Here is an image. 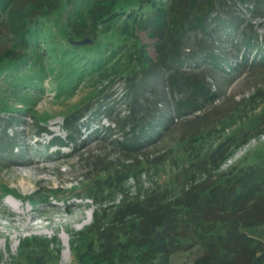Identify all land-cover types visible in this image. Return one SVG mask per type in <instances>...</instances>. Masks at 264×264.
<instances>
[{"label":"rangeland","instance_id":"rangeland-1","mask_svg":"<svg viewBox=\"0 0 264 264\" xmlns=\"http://www.w3.org/2000/svg\"><path fill=\"white\" fill-rule=\"evenodd\" d=\"M66 1L61 0L59 9L42 22L37 39L28 47L10 28L5 10L0 14V53L10 48L15 59L3 60L0 68V130L6 127L7 136L14 137L8 154L0 155V264H23L26 249L20 250L18 243L33 237L50 243L43 253L38 240L32 243L39 245L42 263L75 264L69 245L90 226L97 203L118 206L123 199L186 190L213 174L209 162L216 157L213 152L219 142H224L227 154L232 150L227 139L235 137L243 145L219 164L218 172L241 162L254 165L264 158V4L259 5V15L253 16L251 5L227 0L224 12L231 14L237 29L227 28L208 38L192 30L183 36L180 48L175 47L183 58L197 46L209 47L213 56L224 57L219 66L203 64L194 69V63L183 59L173 66L175 70L155 66L146 73L134 113L142 121L158 117L151 128L159 133H138L139 142L140 137L151 139L136 152L124 153L113 139L122 138L118 125L128 114L133 94L125 68L139 52L157 62L160 55L155 46L166 36L127 27L126 37L110 38L104 29L87 22L72 31L69 22L72 25L92 0ZM142 1L138 8L135 4L123 9L136 12L140 7L145 10L148 1L169 2ZM240 30H246L253 41L244 51L246 63L235 65L243 49L237 52L230 43ZM25 31L29 39L31 27ZM82 38L107 46L97 51L71 47ZM128 48L131 60L126 58ZM173 72L182 73L186 82L202 84L217 98L193 113L176 107L188 89L181 91L165 82ZM72 113L79 115L74 123L79 132L70 138L63 120ZM160 117L171 121L161 126ZM54 137L64 145H58ZM214 160L216 165L219 157ZM124 174L129 176L124 184L104 189ZM251 234L255 240H264V226ZM186 244L188 249L170 255L167 264H194L200 249Z\"/></svg>","mask_w":264,"mask_h":264},{"label":"trees","instance_id":"trees-1","mask_svg":"<svg viewBox=\"0 0 264 264\" xmlns=\"http://www.w3.org/2000/svg\"><path fill=\"white\" fill-rule=\"evenodd\" d=\"M141 1L116 0L110 4L106 0H92L84 12L77 14L72 25L70 22L68 24V28L74 31L77 25L87 22L104 29L110 34V38L113 35L126 37V30H129L127 27L143 28L154 34L159 31L160 35L167 38H161L155 46L160 55L157 62H153L144 52L136 53L131 60L128 53L132 49L122 51L126 52L127 60L132 61L125 68V75L133 94L130 96L128 114L118 125L122 138H115L113 142L124 153L136 152L151 139L140 137L142 141L139 142L138 133L148 130L154 134L159 133L151 128V123L157 122L158 117L142 121L134 113L136 103L140 100V86L147 81L146 73L151 72L155 66L175 70L173 66L180 64L183 59L187 63H194V69L203 64L219 66V60L224 57L213 56L209 47L197 46L184 58L175 47L180 48L183 36L192 30L206 33L208 38L224 29L233 28L236 24L231 14L224 12L227 0H168L167 5H156L148 1L145 10L140 7L136 12L124 11L125 5L136 4L138 8ZM234 1L245 6L251 5L253 16L259 15V5L264 4V0ZM60 3L61 0H0V14L5 10L10 28L19 39L24 38L28 47L37 39L42 22H46L59 9ZM119 19L121 22L116 23ZM27 27H31L29 39L25 33ZM245 32L246 30H240L237 38H233L230 43L237 52L240 48L243 49L239 51V61L235 65L246 63L247 52L244 51L249 50L252 45L253 37ZM122 44L120 42L118 47ZM74 46H79L78 49L83 46V51L88 48L97 51L102 45L94 39L93 43L71 47L75 48ZM105 46L107 44L102 46V50ZM141 49L139 47L137 50ZM13 56L12 49L3 48L0 53V68L4 67L3 60L15 61ZM173 74L167 76L165 82L181 91L188 89L177 101L176 107L193 113L201 108V104H209L217 98L216 93L204 90L202 84L194 80L186 82L182 73ZM173 77L184 78L180 80ZM74 115L72 113L63 120V130L70 138L79 132L74 126L79 115ZM160 118L161 126L171 121L166 117ZM6 124L8 126L7 121ZM6 129L0 130L2 156L8 154V150L12 148L10 142L14 138L7 136ZM53 139L58 145H64L59 137ZM227 140L232 146L231 152L225 153L224 142H219L213 152L216 156L214 159L219 157L218 163L214 165L215 160L210 159L209 169L213 174L178 194L166 196L165 193H152L142 199H123L118 206L97 203V210L91 213L90 226L81 233L78 240L69 245L75 264H167L170 255L188 249L184 246L188 245L186 242L200 249L194 264H264V240H255L251 234L255 228L264 226V158L254 165H244L241 162L239 166H231L226 172H218L219 164L229 159L243 145L235 137ZM128 177L125 174L117 179L115 177L104 189L121 186ZM37 240L33 237L25 240L26 242L19 241V249H26V254H22L21 258L23 264H44L41 262L39 245L32 244ZM37 243L43 246L41 252L50 247V243L46 241L38 240Z\"/></svg>","mask_w":264,"mask_h":264},{"label":"water","instance_id":"water-1","mask_svg":"<svg viewBox=\"0 0 264 264\" xmlns=\"http://www.w3.org/2000/svg\"><path fill=\"white\" fill-rule=\"evenodd\" d=\"M90 43V40L88 38H82L80 40L72 42L73 45H85Z\"/></svg>","mask_w":264,"mask_h":264}]
</instances>
